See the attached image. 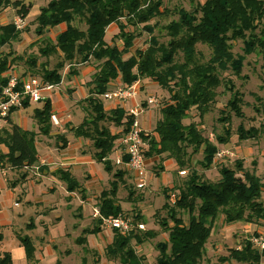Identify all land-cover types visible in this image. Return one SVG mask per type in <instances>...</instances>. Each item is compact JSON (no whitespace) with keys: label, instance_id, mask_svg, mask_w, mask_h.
<instances>
[{"label":"trees","instance_id":"16d2710c","mask_svg":"<svg viewBox=\"0 0 264 264\" xmlns=\"http://www.w3.org/2000/svg\"><path fill=\"white\" fill-rule=\"evenodd\" d=\"M163 2L164 0H49L39 8L33 23L37 37L45 38L52 30L58 29L53 38L47 37L40 41L43 47L37 51L38 57L46 60L54 54L60 56V61L52 70H48L47 62L38 63L36 54L29 55L30 53L25 52L17 55L13 50L12 43L19 40L26 28L17 30L12 23L0 24V91L13 75L21 82L38 75L44 83L58 84L60 72L66 65H70L74 71L78 65L91 62L95 71L88 85L90 88L87 97L78 102L84 116L77 126L69 128L67 125V130L75 138L91 143L93 159L101 162L110 174L111 155L117 140L124 133L127 109L117 105L114 109L105 110L107 103L102 96L117 88L126 89L136 81L140 83V87L141 84L151 82L165 91L169 99L159 109L160 119L155 124L152 136L148 137L144 132L142 134L144 145L148 138L147 149L144 151L143 148L146 165V158L157 159L156 168L162 170L164 162L171 160L177 168L184 169L190 166L191 156L200 152L205 161H202V166L208 169L220 150L219 146L227 143L231 131L224 128L222 134L216 137L217 144L214 145L198 130L199 124L184 122L192 119V111L202 120L214 105L216 91L221 85L231 93V99L227 103L229 111L238 118L243 117L239 94L230 80H224L223 74L230 70L235 76L240 75L243 56L234 57L230 42L241 39L245 54L260 55L264 77V0H204L197 3L191 12L176 8L177 21L165 27L170 39L167 43H160L152 35L154 28L150 23L165 13ZM7 8L15 9L17 16L23 20L30 9L23 0H0V15ZM75 22H82L86 29L76 28ZM111 25L118 29L114 40L120 46L110 45L105 40L106 31ZM140 26L151 36L144 49L132 52L134 41L140 36L135 31ZM38 42L33 40L27 46H36ZM198 44L210 51L205 61L197 50ZM179 57L181 61H178ZM18 62L28 68L22 76L13 74ZM115 81L119 84L111 86ZM38 104L39 107L33 109L36 132L13 124L12 112L0 128V145L5 148V152L0 153L1 167L21 170L37 163L35 140L38 135L53 138L57 150L66 148L64 134L50 136L53 114L50 99ZM29 106L25 102L23 109ZM143 106L145 107L144 103ZM219 121L226 123L228 119L222 117ZM107 122L122 129L113 132L105 126ZM237 131L240 141L257 140L264 133H245L241 128ZM123 160L126 162L127 159L123 157ZM241 168L240 162L233 169L221 168L220 178L215 183L202 181L192 172V176L177 188L179 197L174 201V207L168 210L172 226L169 227L165 221L161 223L163 230L168 233V239L156 244V264H199L219 215L223 216L225 225L260 221L264 230V201H261L264 183L247 172L242 174L241 179L238 177ZM124 173L122 168L115 171V181L110 183V189L100 193L97 206L101 218H118L122 215L116 193L117 181L122 179ZM54 174L65 184L67 193L78 192L81 199H84L85 190L81 189L69 171L57 169ZM25 177V174L21 176L23 179ZM122 183L124 185L123 180ZM133 194L131 191L128 198ZM181 212L188 215L187 223L178 217ZM101 218H95L99 226L102 225ZM138 218L136 215L135 219ZM98 228L84 230L82 234L96 235ZM138 229L135 227L126 233L112 229L113 237L106 248V255L118 260L120 264H142L143 259L136 255L130 242L134 240L140 245L144 239L154 238V232H144V238H141L136 233L139 232ZM85 241V237L77 239L79 244ZM21 244L26 259L32 261L35 249L31 240L24 237ZM252 247L248 240L239 249H231L229 255L219 259V262L261 264L262 259L264 261V251L259 252ZM0 264H12L9 253H0Z\"/></svg>","mask_w":264,"mask_h":264},{"label":"rangeland","instance_id":"374dc122","mask_svg":"<svg viewBox=\"0 0 264 264\" xmlns=\"http://www.w3.org/2000/svg\"><path fill=\"white\" fill-rule=\"evenodd\" d=\"M203 1L204 0H164L163 7L165 8V13L159 18H155V20L150 23L154 28L152 35L155 36L160 43H167L170 37L168 36L165 27L169 25V23L177 21L178 15L176 13V8H182L185 11L191 12L197 3H202ZM48 2L49 0H23V3L30 7V13L24 18L27 25L25 27L26 31H23L22 34L26 39L39 41L36 46H27L23 53H30L29 55H31V53L36 54L37 56L35 57L38 58V63L47 62L48 70H52L56 63L60 61V56L54 54L46 60L45 58H39L37 51L43 47L40 41L47 37L53 38L58 30H53V32H50L45 38L37 37L34 34V23H32L38 14L39 8L45 6ZM32 8L33 10L31 11ZM18 19H20V17L17 16L16 10L13 8H7L6 10H3V13L0 15V24L13 23V21ZM74 25L78 29H86L82 22H75ZM135 32L139 33L140 36L135 39L132 52L136 49H144L151 36L144 32L141 26L138 27ZM117 33V27L111 25L106 31V42L110 45L117 44L120 46L119 43L114 40ZM29 40H26L25 45L31 44ZM230 45L231 52L235 58L243 56L242 69L238 77L230 70L226 71L223 74V77L224 80H230L235 91L238 92L241 99L240 110L243 117L238 118L233 112L229 111L227 103L231 99V93L225 89L224 85H221L216 91L217 96L210 112L204 115L202 120H199L194 113L195 111H192V119H187L184 123L189 124L190 122H194L199 124L198 130H200L202 135L214 145L217 144L216 137L222 134L224 128H228L231 131L229 139L226 144L220 145L219 149L232 153L233 157H216L212 165L207 169L202 166V161L205 162L203 160L204 155L199 152L191 156V163L188 168L179 169L175 165L172 166L169 164H166L165 167L163 164L162 170L156 168L158 165L157 159L146 158L147 184L144 189L138 190L135 188L134 179L127 171H125L122 179L117 181L118 190L116 193V199L122 210V215L120 217H126L132 220V229L138 227L139 232L136 231V233L139 234L141 238H144V232H154V238H146L140 245L136 244L134 240H131L130 242V246L135 251L136 255L143 259L142 264H156V259L158 257L156 244L165 242L168 239V233L163 230L161 223L165 221L169 227L172 226V222L168 218V210L174 207V201L179 197L177 188L192 176V172H195L202 181L215 183L220 178L219 171L221 168L228 167L233 169L235 168V165L240 162L242 168L238 177L243 179L242 174L247 172L254 174L262 183H264V133H262L257 140L248 141H240L237 134L238 128H241L245 133L264 131V77L261 68L262 60L260 55L256 53H251L249 55L245 54L243 52L244 46L241 39L231 41ZM196 47L202 54L203 60H207L210 51L199 44ZM178 61H181L180 57L178 58ZM87 66L90 67L89 78L91 80L93 77V71L95 70L91 62L85 64L83 67ZM27 70L28 68L26 66L21 62H18L14 71L15 74L22 76ZM71 71L72 68L67 71L63 81ZM60 73H62V71ZM33 77L40 79L38 75H34ZM80 80L85 81L84 76H81ZM81 84L82 85L71 94V101H77L83 98L85 88L83 86L84 83L81 82ZM141 86L138 96V102L140 104H145L149 97H153L156 100V104L153 107L146 109V111L149 112L145 111V113L139 118V124L141 121L143 122V119H148L145 120L144 126L142 124H140V126L143 132L148 137H151L155 124L160 119L159 109L169 98L165 91L157 88V86L151 82L141 84ZM66 100L64 94L61 96H59V94H54L51 99V104L58 105L59 107L64 105ZM105 103L108 102L105 101ZM35 106V104H32L30 109L26 110L25 113H21L22 115L20 118H28V122L31 123V109ZM79 110L75 111L74 115H72L70 111L65 110L64 112L59 113L55 118L58 124H63L62 121H65L68 116L70 122L73 125H76L82 118L81 110ZM222 117L227 118L228 121L226 123L219 121ZM56 126L57 125L54 124L53 121L54 130L60 132L59 128H56ZM105 126L110 128L113 132L122 129L121 127H114L110 122H107ZM66 131H68L67 125L64 132ZM68 133L69 132H66V135ZM147 139L145 140L146 145L143 146L144 151L147 149ZM72 140L73 138L69 139L70 142ZM39 142L40 144L37 143L35 147L40 157L46 159L50 157L58 161L62 160V156L58 153L57 149L54 148L55 140L53 138L40 136ZM75 144V142H72L71 146H74ZM85 147H88L90 149L89 151L93 154L92 145H84L83 142L82 148ZM74 152L75 154L77 153L76 150ZM111 157L112 171L110 174H108L101 162L95 160L93 161V165H88L86 167L91 178L86 181L87 186H82L85 190L84 201L81 200V196L78 192H74L75 195L73 194V196L67 201L68 196H65L64 191L60 188H56L49 199L45 198L48 202L41 205L40 210L46 212L47 210H50L49 208H51V206L56 205H58V207L62 206L63 210L57 211L61 216V219L58 222H56L54 218H43L46 222V225L43 226V230L46 231L44 237L49 243H44L43 241V244L40 247L43 248V250L40 251L41 259L39 264H56L57 261H60L61 264H120L118 260L111 259L106 255V248L111 243L113 237L112 229L104 225L102 221V225H97L96 219L93 216L94 210H98L97 205L100 193L110 189V183L115 181V178H113L114 172L121 169L113 164V160L115 159L114 155H111ZM181 170L185 171V174L180 176L178 172ZM13 174L17 175V177L20 176L19 171L13 172ZM10 175L12 174H7V177H10ZM44 184L52 186L51 180L45 181ZM42 186L43 185L30 189L28 198L33 201L36 196H41L42 192L48 191L43 190ZM131 191L134 194L128 198ZM164 191H166V194ZM5 197V192L0 190V214H6L8 219L13 222L14 226L17 228H19L20 225H23V230L21 232L25 233L26 230H24V228L29 229L27 225L28 223L33 226V222L31 220L29 221L30 218L27 217L30 214V209L22 210L20 207H14V205H12L13 202ZM261 201H264V191L261 195ZM81 202V207H78V203ZM23 214H25V218L20 220L19 215ZM136 215L139 216L138 219H135ZM178 217L181 218L184 223H187L188 215L186 213L181 212ZM38 227V232H33L35 235L37 234V237L42 235V227L40 225H38ZM96 227H99L96 235L90 234L84 236L81 232L83 231L82 229L86 228L85 230H93L94 228L96 229ZM14 230L17 229L3 228V246L9 247L11 244H15L17 237ZM260 236L264 238L262 222H253L251 224L241 221L225 225L223 224V216L219 215L213 224L211 236L205 246L203 258L199 264H221L222 262L220 263L219 259L227 257L231 249H239L246 241H251L252 238ZM83 237H85L86 241L82 244L77 243V239ZM252 248L258 251L254 246ZM14 264L27 263L23 259L15 261ZM222 264L244 263L230 261L223 262ZM261 264H264L263 259Z\"/></svg>","mask_w":264,"mask_h":264},{"label":"crops","instance_id":"0c3cea01","mask_svg":"<svg viewBox=\"0 0 264 264\" xmlns=\"http://www.w3.org/2000/svg\"><path fill=\"white\" fill-rule=\"evenodd\" d=\"M32 10H33V8L31 9V11ZM29 11H30V9H29ZM32 23H33V21H32ZM26 25L27 24L25 22V27H26ZM51 32H53V30ZM26 40H29V39H26V37L22 34L19 37L18 41L12 43V48L14 51H16L17 55H21L25 51V48L27 47V45H25ZM29 41L33 42V40H29ZM84 65L80 64L75 68L74 71H71L69 73V75L66 76L65 80L62 82V85L60 86V88L58 90H56L55 92H53L49 96L50 101H51L52 96L54 94H59V96L64 94L66 99H67L66 103L62 106H59V107H58V105L51 104L53 114L51 116L50 136L54 137L57 134H65V138H66V142H67L65 149L57 150L58 153H60V155L62 156V160L58 161V160H54L50 157L48 159H46L44 157H40L38 155V152H37L38 162L35 163L32 167L23 168L21 170H11L10 168H8L6 166H3V167L0 166V175H1L0 176V190L5 192V196H6L5 198L11 200V202H13L12 205H14V207H20L22 210L30 209V214L27 217L30 218L29 221L31 220L33 222V226H31V224H29V223L27 224L28 228L29 227L30 228L29 229L24 228V230H26V232L23 233V232H21L23 230V225H20V227L17 228L16 226H14L13 222H11L8 219V216L6 214H2V213L0 214V233L1 234H2L3 228L17 229V230H14V233L16 234V237H17L15 244H11L9 247H5V246H3V242L0 243V253H3V252L9 253L11 256V259H12V264H14V262L17 260H23V259L25 260V262L27 264H39L40 263V259H41L40 251L43 250V248H40V247L42 246L43 241H44V243H49L46 240V238L44 237V234L46 233V231L43 230V226L46 225V222L43 220V218H47V217H50L51 219L54 218V220L56 222H58L61 219V216L59 215V213L57 211L63 210L62 206L58 207V205H56V206H51V208H49L50 210H47V211L45 210L46 212H43L44 210H40L41 209L40 206L48 202L47 199H49V197L52 195V192L55 191L56 188H60L64 191V195L68 196L67 201L70 199L71 196H73V194L75 195V193L69 194L66 192L65 184L62 183L57 178V176L54 174L55 171L57 169H63V170L69 171L72 174V176L77 180L78 184L81 186V189H83L82 186H87L86 181L91 178V175L87 171L86 167L88 165H93V161H94L93 154H92V152L89 151L90 149L88 147L82 148L83 142H84V145L87 144L88 146L91 145V143L87 140L82 139V138H75L72 135V133H70L69 131H66V132H69L67 134L68 136L66 135V132H64L66 130V125H68L69 128L75 127L81 121L78 124L73 125L67 116L65 121L64 120L62 121L63 124H58V122L55 118L56 116H58L59 113H62L65 110L70 111L71 114L74 115L75 111H77L79 109L81 110V111L80 110L79 111L82 113L81 115L83 118V111L81 109V106L78 105V102L82 101L84 98L87 97V92L90 88V87H88V85L91 81L89 78L90 67L89 66L83 67ZM13 74H15V71L13 72ZM81 76H84L85 81L80 80ZM81 82L84 83L83 86L85 88V94H84L83 98H81L77 101H71V99H70L71 94L73 92H75L78 87H80L82 85ZM117 84H119V82L115 81V82H113V84L111 86H114ZM132 104H133V102H128L123 107L128 109L132 106ZM31 105L26 109H22L20 111L13 113L11 115V120H12L13 124L17 125L18 127L22 128L24 130L36 132L37 127H36L35 121L33 119V109L36 107H39V104H35L36 106L33 109H31V111H32L31 116H30V119L32 121L31 123L28 122V120H27L28 118H20V116L22 115L21 113L22 112L25 113L26 110L30 109ZM115 107H117L116 104L107 103L105 106V110H106V108H108V110H111V109H114ZM75 108H76V110H75ZM146 112H149V111H146ZM71 114H69V115H71ZM82 118H81V120H82ZM16 119H18V120H16ZM145 120H148V119H146V118L143 119V122L141 121L140 124H142L144 126ZM53 121H54V124L57 125L56 128H59L60 132L54 130ZM27 122H28V126H27ZM118 131H120V130H118ZM70 138H73V140L71 142L69 141ZM39 140H40V136L38 135L36 137L35 145L37 143L40 144ZM72 142H75L76 144L74 146H71ZM86 148H88V149H86ZM75 150L77 152L76 154L74 152ZM4 152H5V148L2 145H0V153H4ZM93 153H94V150H93ZM166 164H169L172 166L174 165V163L171 160H167L166 162H164L165 167H166ZM16 171L20 172L19 177H17V175L13 174V172H16ZM9 173H11L12 175H10V177L9 176L7 177V174H9ZM23 174L26 175V177L24 179L21 178V176ZM50 180L52 182V186L44 184L45 181H50ZM41 185H43L42 186L43 190H48V191L42 192L41 196H36L33 201L30 200L28 198V193H29L30 189L37 187V186H41ZM45 198H47V199H45ZM81 200L84 201V199H81ZM61 201H62V199H61ZM81 204H82V202L78 203V207H81ZM82 208H84V207H82ZM51 209H53V210H51ZM24 215L25 214L19 215L20 220H23L25 218ZM38 225H40L42 227V235L37 237V234L35 235L33 232H36V233L38 232V230H39ZM18 229H19V231H18ZM85 229H82V230L84 231ZM27 233H29V234H27ZM24 237H28L31 240L33 247L35 249L34 259L32 261L26 259L25 251H24V248L21 244V239ZM40 241H41V243H40ZM35 243H36V245H35ZM56 264H61V262L57 261Z\"/></svg>","mask_w":264,"mask_h":264},{"label":"built area","instance_id":"2783aa9c","mask_svg":"<svg viewBox=\"0 0 264 264\" xmlns=\"http://www.w3.org/2000/svg\"><path fill=\"white\" fill-rule=\"evenodd\" d=\"M12 24L17 30H22L25 27V22L21 18L13 21ZM70 68V65L64 67L58 84L44 83L34 77H28L21 82L17 76H11L6 86L0 91V128L5 124L11 112L14 113L13 111L17 112L23 109L25 102L31 105L50 99L49 96L62 85L63 79ZM139 89L140 83L136 81L126 89L117 88L112 92L105 93L102 97L108 103L119 104V106L122 105L121 107L128 102H133L130 108L123 107L127 109V114L124 117V133L113 148L115 157L113 164L129 172L134 179L135 188L142 190L147 184V165L143 152L144 144L141 139L143 130L139 124V118L145 113L146 109L156 104V100L149 97L144 107L143 103L138 102ZM123 157L127 159L126 162ZM216 157L232 158L233 154L218 150ZM178 173L181 176L185 174V171ZM93 216L94 218H101L98 210H94ZM101 221L107 227L122 233L129 232L133 228L132 220L126 217L101 218ZM250 242L259 252L264 251L263 237L252 238Z\"/></svg>","mask_w":264,"mask_h":264}]
</instances>
